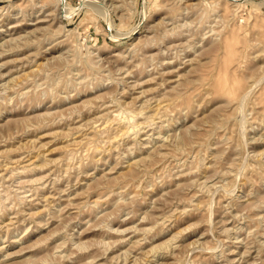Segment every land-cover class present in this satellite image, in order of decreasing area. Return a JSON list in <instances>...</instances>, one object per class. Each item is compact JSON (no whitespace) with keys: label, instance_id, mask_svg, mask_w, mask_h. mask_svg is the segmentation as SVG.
<instances>
[{"label":"rangeland","instance_id":"1","mask_svg":"<svg viewBox=\"0 0 264 264\" xmlns=\"http://www.w3.org/2000/svg\"><path fill=\"white\" fill-rule=\"evenodd\" d=\"M0 264H264V0H0Z\"/></svg>","mask_w":264,"mask_h":264},{"label":"bare ground","instance_id":"2","mask_svg":"<svg viewBox=\"0 0 264 264\" xmlns=\"http://www.w3.org/2000/svg\"><path fill=\"white\" fill-rule=\"evenodd\" d=\"M223 81V80H222ZM218 83H219V81H218ZM225 83V82H224ZM223 82L221 83V87H223V90H224V88H225V85H226V83L224 84ZM227 85H228V83H227ZM221 89V88H220ZM224 92V91H223ZM227 92H228V88H227ZM224 94H226V92H224ZM233 96V95H232ZM117 115V114H116ZM120 113H118V115L115 117V118H117L118 120H117V122H118V124H119V122L121 123V126H122V123H124L125 125V129H126V132H125V134L127 133V132H129L130 130L132 131V129L135 127V126H137V124H135V122L134 121H132L131 120V118H127V117H120ZM115 116V115H114ZM123 116V115H122ZM132 116V115H131ZM122 121V122H121ZM112 125V124H111ZM138 126H140V125H138ZM121 128V127H120ZM138 128V127H137ZM122 129V128H121ZM136 129V128H135ZM134 129V130H135ZM120 131V130H119ZM124 131V130H123ZM122 133V132H121ZM120 133V134H121ZM136 133H137V130H136ZM123 134V133H122ZM130 134V133H129ZM118 136H119V134H118Z\"/></svg>","mask_w":264,"mask_h":264}]
</instances>
